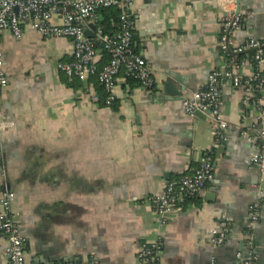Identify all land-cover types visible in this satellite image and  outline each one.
<instances>
[{
  "label": "crops",
  "instance_id": "0c3cea01",
  "mask_svg": "<svg viewBox=\"0 0 264 264\" xmlns=\"http://www.w3.org/2000/svg\"><path fill=\"white\" fill-rule=\"evenodd\" d=\"M220 2L238 11V0H137L135 49L155 87L120 77L112 106L94 101L97 78L84 83L59 72L60 62L73 60L71 39L28 27L20 40L2 33L9 82L0 90V200L5 190L16 196L12 215L27 240L26 264H142L138 252L153 242L162 245L160 264H237L246 256L264 264V210L256 224L250 217L264 199V171L247 165L257 142L254 133L243 134L241 94L223 91L230 126L220 145L212 120L190 117L182 106L211 71L225 67ZM240 2L239 11L254 18L235 39L264 37V0ZM169 82L181 96L166 92ZM205 153L214 183L181 201L162 224L149 199L192 173ZM223 214L231 231L216 246L209 231ZM7 246L0 231V264Z\"/></svg>",
  "mask_w": 264,
  "mask_h": 264
},
{
  "label": "built area",
  "instance_id": "2783aa9c",
  "mask_svg": "<svg viewBox=\"0 0 264 264\" xmlns=\"http://www.w3.org/2000/svg\"><path fill=\"white\" fill-rule=\"evenodd\" d=\"M137 0H0V90L7 87L1 50V35L10 31L20 40L25 28H30L43 37L68 38L73 41V60L60 62V73L69 79L87 83L97 78L106 93V106H112L117 99V82L120 77L133 80L145 89H154L155 79L149 63L135 49L133 14ZM223 15L219 19V50L225 59V67L211 71L204 84L182 101L186 115L194 117L197 112L212 120L215 144L227 141L229 123L223 114V91L230 87L241 94V127L243 134L254 133L257 150L247 160L249 168L264 171V37L249 34L239 42L234 34L254 18L251 10L236 12L220 2ZM227 4V3H226ZM116 8L120 11L119 31L105 34L101 26L103 10ZM58 18L59 23L54 19ZM91 25H95V31ZM93 33L89 38L87 32ZM106 63L101 67L103 55ZM249 65L250 72L244 67ZM100 101L99 95L93 96ZM255 112L254 120L251 116ZM4 124L0 122V128ZM215 181V167L211 154L201 157L197 168L179 180L168 182L162 193L149 199L162 224L173 213L179 203L197 197ZM16 196L5 190L0 200V231L7 239V260L4 264H26V238L20 234L12 215ZM264 199L251 207V221L256 224ZM217 226L209 231L211 241L222 246L231 231V219L223 214ZM162 245L159 242L143 245L138 258L142 264H160ZM89 264H100L92 259ZM243 264H252L250 260Z\"/></svg>",
  "mask_w": 264,
  "mask_h": 264
},
{
  "label": "trees",
  "instance_id": "16d2710c",
  "mask_svg": "<svg viewBox=\"0 0 264 264\" xmlns=\"http://www.w3.org/2000/svg\"><path fill=\"white\" fill-rule=\"evenodd\" d=\"M100 15L102 16V22L101 26L104 30L105 34H115L119 31V26H120V11L116 8H111L107 10H103L100 12ZM107 61V55L104 54L102 61L100 62V66L102 67ZM95 84L97 87V91L100 95L101 101L103 102L104 99L106 98V93L104 91L103 86L97 82L96 80ZM128 81H133V80H128Z\"/></svg>",
  "mask_w": 264,
  "mask_h": 264
},
{
  "label": "water",
  "instance_id": "95a60500",
  "mask_svg": "<svg viewBox=\"0 0 264 264\" xmlns=\"http://www.w3.org/2000/svg\"><path fill=\"white\" fill-rule=\"evenodd\" d=\"M240 6H241V2H240V0H238V11H237V12H239V10H240ZM91 28H92V30L95 31L96 26H95V25H91ZM87 36H88L89 38L94 37L93 33H91L90 31L87 32ZM165 90H166V92H167L170 96H181V93H180V91L178 90V88H177V86H176V84H175L174 82H169V83H167V84L165 85ZM195 116L198 117V118H201V119L206 118L205 115H203L202 113H199V112H197V113L195 114ZM223 149H224L223 147H220V148L218 149V151H219V152H222ZM249 258H250L249 256H246L244 259H242L241 261H239L237 264H243L244 262L248 261Z\"/></svg>",
  "mask_w": 264,
  "mask_h": 264
}]
</instances>
